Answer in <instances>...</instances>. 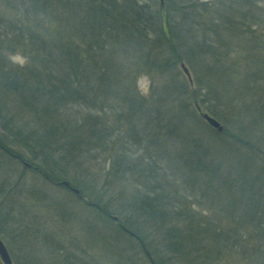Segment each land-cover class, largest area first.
<instances>
[{
  "label": "rangeland",
  "instance_id": "obj_1",
  "mask_svg": "<svg viewBox=\"0 0 264 264\" xmlns=\"http://www.w3.org/2000/svg\"><path fill=\"white\" fill-rule=\"evenodd\" d=\"M191 2L196 3V12L190 9V2L185 3L187 9L183 10L184 2L179 0H119L124 10L131 12L132 5L134 17L127 19L126 26L134 22L139 3L151 30L145 36V46L136 51L129 48L132 54L129 49L124 51L126 46L117 45L118 53L113 58L120 67L114 66L115 72L109 69L113 66L109 61L112 57L106 54L97 61L98 73L109 71L101 86L96 85L107 108L104 115L74 105L67 112L66 118L107 119L106 154L99 155V149L83 145L70 154L66 170L76 173L84 199L75 196L80 192L75 194L51 184L41 173L27 169L0 150V195L7 194L0 199L4 201L0 238L13 264H150L136 245L126 238H117V226L113 223L140 221L149 228L137 211L143 205L134 198H153L152 191L164 185L171 193L180 192L178 198L162 193L164 200H169L170 205L175 201L183 204L180 222L170 221L164 226L180 227L187 237H192L198 250L194 252L192 247L189 251L198 264H264V237L261 235L257 242L249 226L254 219L245 218L258 216L264 221V0ZM23 4L31 14L28 22L24 20V27L28 25L44 38L56 33L62 36L64 44L80 48L82 53L81 47L93 43L98 23L107 30V24L117 22L119 31L123 22L107 19V10L97 0H50L43 4L46 8L31 0H0V33L14 24L15 14H20L16 9ZM96 10L104 14L99 16ZM165 19L176 26L180 44L185 43L181 30L195 32L196 42L213 50L226 74L203 72L196 76L185 62H172L171 40L162 26ZM105 37L102 42L107 53V32ZM159 41L161 46L157 47ZM0 44V78L9 70H24L28 66L29 60L21 51L11 48L9 39L1 36ZM148 60L161 61L162 65L149 66ZM182 64L189 69L191 82ZM199 85L202 92H197ZM125 98L135 99L140 110L129 112L122 104ZM197 104L203 113L212 117L214 112L218 114L222 132L205 122L196 111ZM0 107L5 115L12 114L5 119L9 127L11 117L23 129L28 124V132L38 127L26 114L24 104L4 88L2 81ZM145 108L152 111L145 114L147 123L139 115ZM55 124L66 128L67 140L81 143L74 123L68 124L62 118ZM70 132H74L73 137ZM60 135L57 136L63 137L62 130ZM0 139L13 152L29 158L16 138L3 133L1 122ZM121 150L125 160L118 156L117 151ZM161 150L165 154L163 159H184L195 166V171L190 166L184 182H174L172 173L164 175L159 171L157 154ZM95 201H99V209L91 205ZM107 206L115 212L110 221L101 214V208ZM7 214H11L14 224H9ZM202 228L203 233H197ZM212 230L232 239L231 247H224L220 238L210 235ZM35 231L51 237H34Z\"/></svg>",
  "mask_w": 264,
  "mask_h": 264
},
{
  "label": "trees",
  "instance_id": "obj_2",
  "mask_svg": "<svg viewBox=\"0 0 264 264\" xmlns=\"http://www.w3.org/2000/svg\"><path fill=\"white\" fill-rule=\"evenodd\" d=\"M31 1L35 4L41 5V7L43 6V8H46V6L43 5L46 1L50 2V0ZM97 1L103 3L102 6L104 8L102 9L107 10V19L110 17L119 22L123 20L122 26L119 31H116L118 29L117 22H113V24L111 22L110 24H107V30H105L104 26L98 23L96 27L97 31L93 33L94 41L93 43H89L90 45H87L86 47H81L83 53L80 48L64 44L63 41H61L62 36H59L56 33H49L47 38H44L38 31H31L32 29H30L28 25L27 27H24V20H27L28 22L31 16L30 13L26 12L27 7L25 4L19 6L20 9H16L20 14H15L16 17L14 19V24H9V29L0 33V37L2 36V38L10 40L11 48L21 51L29 60V64L24 70L18 69L17 67V69L9 70L0 78V81H2L4 88H7L12 95L17 97L21 104H24L26 114H28L33 120L32 123L38 125L35 131L28 132L26 129L28 124L25 129H23L22 125L19 122L14 123L11 117V126L9 127L5 124V119L12 116V114L5 115L3 109L0 107V122L2 123L3 133L6 136L16 138L15 142H18L19 145L29 153V158H25L23 154L13 152L12 149H10V146L1 139L0 150L19 161L20 164L24 165L27 169H33L34 171L41 173L51 184L72 191L70 188L61 185L62 180H69L70 186L73 189L79 190V196H75L80 199H84L86 196L81 187L77 185L76 173L71 174L66 170L69 167V160H71L70 154H72V150L74 151L75 148H80L81 145L94 150L99 149V155L106 154L107 147H109L107 144V138L109 136L107 132V119L103 116H101V118L86 117V119H75V117L66 118L68 116L67 112L69 108L74 105L91 111L97 110L104 115L103 113H106L107 108L101 101L100 89H98L96 85L101 86V84L107 79L109 71L107 69L105 72L102 71L101 73H98L100 70L97 61L103 59V56L106 54L107 56L112 57L109 61L113 63V66L111 68L109 67V69H112L113 72H115L114 68L116 66L120 67L116 64L118 62L115 63L113 58V56L118 53L119 46L117 45H120V48L126 46L124 51L129 48L136 51L138 50V47L146 45L145 36L147 35V32L151 30L149 19L147 18V22L144 18L142 13L143 6L141 7L139 3H137L139 6L136 10L134 22L132 21L131 24L126 26L125 22L127 19L134 17L132 14V5L130 12L124 10L123 5L121 3L119 4V0ZM132 1L135 2V0ZM179 1L184 2L181 6L183 10L187 9L186 6L188 4L186 5L185 3L190 2V9L196 12V3L191 2L193 0ZM29 8L31 9L32 7ZM94 12L99 16L104 14L101 13L100 10ZM27 16L28 18L25 19ZM153 17L154 15H151L149 18H152L153 20ZM111 24L113 30H111ZM162 26L166 27V37L171 40L169 45L171 46L170 49L173 55L172 62H185L196 76L203 72L212 75L226 74L225 69H220L221 61L214 54L213 50H210L209 46L202 44L201 42H196L197 39L195 37L197 34L195 32L191 34V29L186 31L181 30L182 35H184V38L182 39L185 43L180 44L181 41L177 36L178 32L176 26L173 25L172 21L170 19H165L162 22ZM163 31L164 30L161 29L160 32L163 33ZM106 32L108 42L107 53L105 52V43L102 42V37H105ZM156 34L157 32H154L153 36ZM80 38H82V40L84 39L81 36ZM112 39L114 42H112ZM160 44L161 41H159L156 46H161ZM134 46L137 47L134 48ZM2 49L3 48H0V52ZM131 49H129V54H132ZM130 57L132 58V56ZM208 60L213 64L208 65ZM148 61L149 66L152 67L157 65L159 67L162 65H160L161 61ZM133 73L135 72L133 71ZM94 80L96 81V84L93 83ZM202 91L203 89H201L199 85L197 92ZM124 100V102H121L129 112H132L133 110L137 111V109L140 110L135 99L125 98ZM191 101L193 100L191 99ZM150 112H152L150 109H141L142 114L139 115L140 117L143 116L144 120L146 119L145 123L148 122L146 116H148ZM213 115L216 117H214L215 119L218 118V114L215 112ZM62 118L67 121L68 124L73 125L72 123H74L77 132L80 134L79 137L81 139L79 141L82 144L76 140H67L66 128L62 129L60 125L55 124L56 122L60 123V119L62 120ZM152 120L153 119H151V122ZM156 120L157 119H154V122H156ZM59 127L62 130L63 137L57 136L60 135L61 131L59 130ZM73 133L70 132L69 135L73 137ZM75 142H78V144ZM85 152L88 153L87 150ZM117 153L118 156H122V159L125 158L123 150L117 151ZM164 156L165 154L162 150L157 154V163L160 165L158 167L159 171L164 175H166L167 172L170 174L172 173L174 182H184V177L186 178V172L189 171L190 166L191 171H195V166L189 164L188 161H185L184 159L175 158L172 160L170 158L167 159V157L166 159H163ZM121 165L122 163L119 166L121 167ZM119 169L122 171L123 167ZM183 191L184 190H182V192ZM162 193H167L172 198L175 195H177L178 198L180 195L179 191L171 193L164 185L160 187L159 190L152 191L153 198L146 196V199L140 200L142 198L139 197V199L135 197L134 201H139L141 202V205H143L141 208H137V211L140 212L139 216L142 218L141 221L144 223L147 222L150 227H145L140 221L134 223L130 220H124L123 222L119 221L118 223L114 222L113 224L117 226V238H126L128 243L136 245L139 252L147 258L150 264H198L194 259L193 252L191 250L189 251L192 247L194 252L195 250H198L194 247L195 243L193 242L192 237L191 239L187 237V235L184 234L185 232L179 229L180 227L175 228L174 226H164L170 221L180 222L179 218H182L180 213H182L183 204L180 206L178 201H175L174 205H170V201L167 199L164 200L163 195H161ZM6 195V192L2 193L0 199ZM3 203L4 201L0 202V219L3 217ZM91 205L96 207V209H99L98 206H100V203L99 201H95L91 202ZM101 214L107 219V221H110V218L115 212L110 210L107 206V208H101ZM9 216V221H11L9 224H14L11 214ZM245 218H247V220H249L248 218L254 219L252 221L253 223L249 226L254 230V236H256L257 242H260L261 235L264 237V225L261 226L262 222H264L263 219H260L258 216L251 217V215L246 216ZM258 221H261L259 222L260 225L257 223ZM184 230H186L185 227ZM202 230L203 228L197 233H203ZM31 233L33 234V232ZM20 235L24 236L22 232H20ZM35 235L42 236L43 238L46 237L47 239L51 237L49 234L42 235L41 232L37 231L33 234L34 237H37ZM210 235L220 238V243L223 244L224 247L229 245L231 247L230 241L233 240L222 234L221 231L212 230ZM215 243H217V239H215ZM60 247L61 246L58 244L57 252L58 250L59 252L62 250Z\"/></svg>",
  "mask_w": 264,
  "mask_h": 264
},
{
  "label": "water",
  "instance_id": "obj_3",
  "mask_svg": "<svg viewBox=\"0 0 264 264\" xmlns=\"http://www.w3.org/2000/svg\"><path fill=\"white\" fill-rule=\"evenodd\" d=\"M181 68L184 71V73L186 74V76L188 77L189 81L191 82L192 79H191V74L189 72V69L184 64L181 65ZM196 108H197V111L201 114L202 118L205 120V122L210 127L217 130L218 132L223 131V126L221 125V123L217 119H215L214 117L210 116L207 113H203L201 107L198 104L196 105ZM27 166H29V165H27ZM61 185L65 186L67 188H70L75 194H79V191L76 189H73L70 186L69 182L63 181V182H61ZM115 219H117V218H115ZM0 260L3 264H13L9 250L1 238H0Z\"/></svg>",
  "mask_w": 264,
  "mask_h": 264
}]
</instances>
